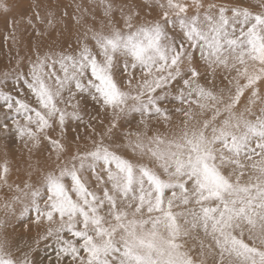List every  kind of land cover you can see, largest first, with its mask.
I'll use <instances>...</instances> for the list:
<instances>
[{
  "label": "snow or ice",
  "instance_id": "snow-or-ice-1",
  "mask_svg": "<svg viewBox=\"0 0 264 264\" xmlns=\"http://www.w3.org/2000/svg\"><path fill=\"white\" fill-rule=\"evenodd\" d=\"M73 4L5 37L35 36L0 72L29 156L0 228L34 234L0 264H264V0Z\"/></svg>",
  "mask_w": 264,
  "mask_h": 264
},
{
  "label": "rangeland",
  "instance_id": "rangeland-1",
  "mask_svg": "<svg viewBox=\"0 0 264 264\" xmlns=\"http://www.w3.org/2000/svg\"><path fill=\"white\" fill-rule=\"evenodd\" d=\"M76 2L79 3L80 0H76ZM87 2L88 0H85V3ZM7 3L10 5L9 11H0V72L12 67L17 55H28L30 45L35 38L31 27L20 23L16 33L18 42L14 44L11 39L6 41L5 37L13 31L11 27L13 20L21 21L22 18L31 16L36 4H39L42 15L49 8L58 11V14H62L64 11L71 14L75 10L73 0H7ZM44 156L46 157V153ZM5 158H7L11 169L10 183H21L22 180L27 179L25 170L29 162L28 152L14 138L0 140V162H3ZM36 159H43V157L40 153H36L32 158L33 162ZM12 194L8 189H0V203H3ZM0 216H3L2 210H0ZM33 234L34 230L33 232H26L19 220L12 221L6 228H0V237L7 236L11 240L18 241Z\"/></svg>",
  "mask_w": 264,
  "mask_h": 264
},
{
  "label": "bare ground",
  "instance_id": "bare-ground-1",
  "mask_svg": "<svg viewBox=\"0 0 264 264\" xmlns=\"http://www.w3.org/2000/svg\"><path fill=\"white\" fill-rule=\"evenodd\" d=\"M66 7V6H65Z\"/></svg>",
  "mask_w": 264,
  "mask_h": 264
}]
</instances>
